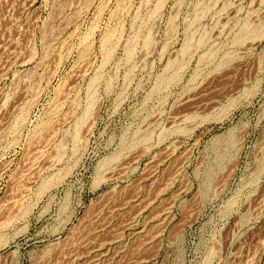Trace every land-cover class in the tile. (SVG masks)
<instances>
[{"label": "rangeland", "instance_id": "1", "mask_svg": "<svg viewBox=\"0 0 264 264\" xmlns=\"http://www.w3.org/2000/svg\"><path fill=\"white\" fill-rule=\"evenodd\" d=\"M26 1L0 264H264V0Z\"/></svg>", "mask_w": 264, "mask_h": 264}, {"label": "built area", "instance_id": "2", "mask_svg": "<svg viewBox=\"0 0 264 264\" xmlns=\"http://www.w3.org/2000/svg\"><path fill=\"white\" fill-rule=\"evenodd\" d=\"M30 5L26 0H0V49L2 45H11L19 52L30 48L35 37L22 31ZM21 59V55L17 54L15 61Z\"/></svg>", "mask_w": 264, "mask_h": 264}, {"label": "bare ground", "instance_id": "3", "mask_svg": "<svg viewBox=\"0 0 264 264\" xmlns=\"http://www.w3.org/2000/svg\"><path fill=\"white\" fill-rule=\"evenodd\" d=\"M257 31H258V30H257ZM243 34H245V33H243ZM242 36H243V35H242ZM240 38H241V36H240ZM176 119H178V118H176ZM176 119H175V120H176ZM175 120H173V121H175Z\"/></svg>", "mask_w": 264, "mask_h": 264}]
</instances>
